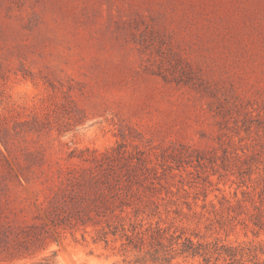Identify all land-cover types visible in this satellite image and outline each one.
Returning a JSON list of instances; mask_svg holds the SVG:
<instances>
[{"label": "rangeland", "instance_id": "374dc122", "mask_svg": "<svg viewBox=\"0 0 264 264\" xmlns=\"http://www.w3.org/2000/svg\"><path fill=\"white\" fill-rule=\"evenodd\" d=\"M3 130L16 152L62 164L124 142L153 170L133 221L141 251L78 231L13 264L51 252L53 264H159L142 258L151 243L186 239L256 248L234 264H264L250 219L264 185V0H0Z\"/></svg>", "mask_w": 264, "mask_h": 264}, {"label": "trees", "instance_id": "16d2710c", "mask_svg": "<svg viewBox=\"0 0 264 264\" xmlns=\"http://www.w3.org/2000/svg\"><path fill=\"white\" fill-rule=\"evenodd\" d=\"M8 133L3 130L0 135L10 158L0 159V264L43 255L57 240L67 235L74 237L78 231L83 241L91 234L93 243L108 244L119 239L124 240V251L143 249L144 234L133 221L146 206L143 190L153 170L142 152L132 154L120 142L104 153L85 149L83 152L90 155L84 156L71 152L62 164L45 160L29 148L22 149L23 155L21 149L16 152L4 142ZM258 202L253 203L255 214L250 219L255 227L264 230V185ZM149 246L142 258L149 255L152 263L159 264L169 263L175 255L202 257L205 264L211 255L223 257L230 264L256 258V248L216 244L211 252L189 239L177 249L173 243L165 249L161 241ZM54 258L55 253L51 252L41 260L53 264Z\"/></svg>", "mask_w": 264, "mask_h": 264}]
</instances>
